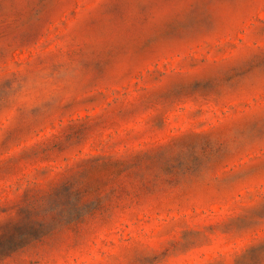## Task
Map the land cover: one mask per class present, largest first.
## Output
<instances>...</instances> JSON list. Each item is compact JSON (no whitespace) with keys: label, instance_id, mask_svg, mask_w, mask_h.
Segmentation results:
<instances>
[{"label":"rangeland","instance_id":"1","mask_svg":"<svg viewBox=\"0 0 264 264\" xmlns=\"http://www.w3.org/2000/svg\"><path fill=\"white\" fill-rule=\"evenodd\" d=\"M0 264H264V0H0Z\"/></svg>","mask_w":264,"mask_h":264}]
</instances>
